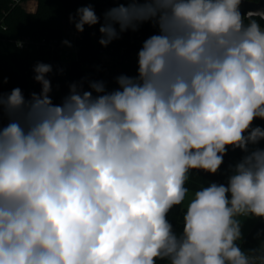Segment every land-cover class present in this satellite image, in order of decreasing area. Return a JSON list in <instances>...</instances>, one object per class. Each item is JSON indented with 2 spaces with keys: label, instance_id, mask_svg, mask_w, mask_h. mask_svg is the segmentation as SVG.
<instances>
[{
  "label": "clouds",
  "instance_id": "obj_1",
  "mask_svg": "<svg viewBox=\"0 0 264 264\" xmlns=\"http://www.w3.org/2000/svg\"><path fill=\"white\" fill-rule=\"evenodd\" d=\"M243 2L126 0L99 44L151 24L135 75L73 83L55 104L37 63L39 93L0 91V264H264V242L238 243L241 218L264 219V10ZM69 19L100 23L91 6ZM229 148L244 155L227 182L189 198L190 174L215 175Z\"/></svg>",
  "mask_w": 264,
  "mask_h": 264
},
{
  "label": "trees",
  "instance_id": "obj_2",
  "mask_svg": "<svg viewBox=\"0 0 264 264\" xmlns=\"http://www.w3.org/2000/svg\"><path fill=\"white\" fill-rule=\"evenodd\" d=\"M103 1L113 4L114 7L119 3H126V0H37L36 9L26 11L18 4H13L12 0H0V91L7 95L12 89L19 87L27 99L33 92L39 93L42 87L34 80V67L37 63H43L45 57L49 55V49L43 45H30L19 49L14 44L17 37L26 34L36 38L50 37L60 40L63 37L65 25L67 23L75 25L70 22L69 18L76 16L77 9L91 6L94 11L100 12ZM259 22L264 26L263 22ZM101 23H103V18H100L99 27ZM137 32H140L144 39L152 35L149 23L143 24ZM84 42L81 44L86 54L93 50V45L88 40ZM56 64L58 67L56 80L61 85L67 86L68 91L71 84L81 82L84 83L86 89L87 81L92 80L104 81L109 90L117 86L115 84L116 74L105 76L96 71L80 68L75 62L63 66L57 60ZM132 68L135 71L137 66L133 65ZM255 126L264 128V120L256 119L253 123V127ZM258 147L264 148V141ZM243 155L244 153L239 149L229 148L224 157V163L215 175L194 170L186 186L196 190L210 182L226 183L230 174L229 166L235 165ZM182 209V206L174 207L168 215L176 231L182 228ZM262 242H264V219L260 218L238 243L243 250L249 251L258 248ZM158 264H165V262L161 261Z\"/></svg>",
  "mask_w": 264,
  "mask_h": 264
},
{
  "label": "built area",
  "instance_id": "obj_3",
  "mask_svg": "<svg viewBox=\"0 0 264 264\" xmlns=\"http://www.w3.org/2000/svg\"><path fill=\"white\" fill-rule=\"evenodd\" d=\"M21 1L12 0V3L19 4ZM106 11L102 3L101 11H95V14L99 15V18H103ZM150 29L153 34L155 29L151 24ZM100 38L99 23L91 27L85 25V30L82 33L75 29V25L67 23L63 30V37L60 40L50 37L36 38L25 34L17 37L14 44L19 49L30 45H43L49 49V55L45 57L43 63L52 66V72L47 74L46 78L51 83L52 91L50 95L53 103L60 104L69 93L67 86L61 85L56 80L58 72L56 61H60L61 56L69 57V62H75L80 68L96 71L105 76L112 74L117 76L120 74L135 75L136 70L134 71L132 66H137V53L145 40L143 35L140 32L129 31L127 36L122 34L119 39L114 40L107 47L99 44ZM85 40L93 45V50L86 54L83 52L81 44ZM64 41H68L71 46L65 45ZM7 123L8 117L4 114L3 124L6 125Z\"/></svg>",
  "mask_w": 264,
  "mask_h": 264
},
{
  "label": "rangeland",
  "instance_id": "obj_4",
  "mask_svg": "<svg viewBox=\"0 0 264 264\" xmlns=\"http://www.w3.org/2000/svg\"><path fill=\"white\" fill-rule=\"evenodd\" d=\"M20 7L24 8L26 11H34L36 9L37 5V0H23L18 4ZM60 62L62 63L63 66L68 65L69 62V57H64L61 56ZM85 90H88L86 88ZM189 198L191 197V194L195 191V189H189ZM187 203V200L185 201V204ZM183 207V206H182ZM260 218L257 217H243L241 218V232H242V239L247 235L249 232L251 226L258 221ZM240 242V241H239Z\"/></svg>",
  "mask_w": 264,
  "mask_h": 264
},
{
  "label": "water",
  "instance_id": "obj_5",
  "mask_svg": "<svg viewBox=\"0 0 264 264\" xmlns=\"http://www.w3.org/2000/svg\"><path fill=\"white\" fill-rule=\"evenodd\" d=\"M103 6L106 10H109L114 7L113 4L107 1H103ZM257 10H264V0H257L255 2L244 0V2L240 6V11L242 14H246L248 11H257ZM261 22L264 23V20H262ZM128 33L129 31L123 34L127 36Z\"/></svg>",
  "mask_w": 264,
  "mask_h": 264
}]
</instances>
